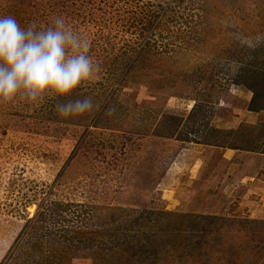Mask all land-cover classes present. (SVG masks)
Wrapping results in <instances>:
<instances>
[{
  "label": "rangeland",
  "instance_id": "374dc122",
  "mask_svg": "<svg viewBox=\"0 0 264 264\" xmlns=\"http://www.w3.org/2000/svg\"><path fill=\"white\" fill-rule=\"evenodd\" d=\"M0 14L65 17L100 66L69 97L0 103V264H264V0ZM84 97L93 113H57Z\"/></svg>",
  "mask_w": 264,
  "mask_h": 264
},
{
  "label": "clouds",
  "instance_id": "9594fccd",
  "mask_svg": "<svg viewBox=\"0 0 264 264\" xmlns=\"http://www.w3.org/2000/svg\"><path fill=\"white\" fill-rule=\"evenodd\" d=\"M242 42L254 46L247 38ZM91 47V40L63 16L53 17L48 26L34 21L24 27L15 16L0 14V103L19 98L38 105L49 95L69 97L100 73ZM96 107L84 97L60 103L56 110L69 118Z\"/></svg>",
  "mask_w": 264,
  "mask_h": 264
},
{
  "label": "bare ground",
  "instance_id": "6f19581e",
  "mask_svg": "<svg viewBox=\"0 0 264 264\" xmlns=\"http://www.w3.org/2000/svg\"><path fill=\"white\" fill-rule=\"evenodd\" d=\"M198 205V204H197ZM202 205V204H201ZM202 207V206H201Z\"/></svg>",
  "mask_w": 264,
  "mask_h": 264
}]
</instances>
